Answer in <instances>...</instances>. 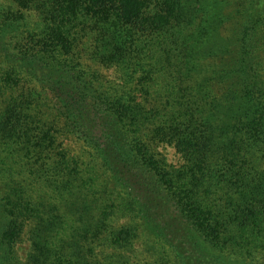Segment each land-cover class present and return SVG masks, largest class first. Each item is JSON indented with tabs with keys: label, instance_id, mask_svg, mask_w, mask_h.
I'll list each match as a JSON object with an SVG mask.
<instances>
[{
	"label": "trees",
	"instance_id": "1",
	"mask_svg": "<svg viewBox=\"0 0 264 264\" xmlns=\"http://www.w3.org/2000/svg\"><path fill=\"white\" fill-rule=\"evenodd\" d=\"M0 264H264V0H0Z\"/></svg>",
	"mask_w": 264,
	"mask_h": 264
}]
</instances>
